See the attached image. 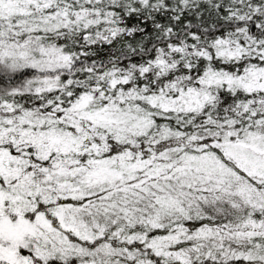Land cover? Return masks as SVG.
Here are the masks:
<instances>
[{
  "label": "snow or ice",
  "instance_id": "snow-or-ice-1",
  "mask_svg": "<svg viewBox=\"0 0 264 264\" xmlns=\"http://www.w3.org/2000/svg\"><path fill=\"white\" fill-rule=\"evenodd\" d=\"M0 264H264V0H0Z\"/></svg>",
  "mask_w": 264,
  "mask_h": 264
}]
</instances>
